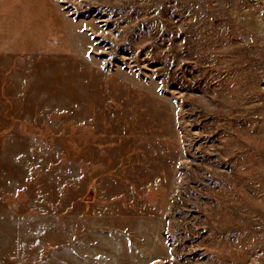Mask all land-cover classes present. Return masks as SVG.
Here are the masks:
<instances>
[{
    "label": "rangeland",
    "instance_id": "rangeland-1",
    "mask_svg": "<svg viewBox=\"0 0 264 264\" xmlns=\"http://www.w3.org/2000/svg\"><path fill=\"white\" fill-rule=\"evenodd\" d=\"M0 264H264V0H0Z\"/></svg>",
    "mask_w": 264,
    "mask_h": 264
}]
</instances>
